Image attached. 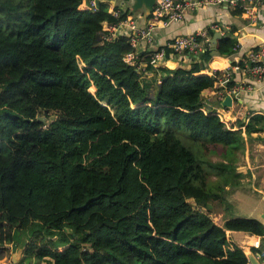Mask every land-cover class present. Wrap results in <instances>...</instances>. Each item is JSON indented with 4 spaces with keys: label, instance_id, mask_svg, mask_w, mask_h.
<instances>
[{
    "label": "trees",
    "instance_id": "1",
    "mask_svg": "<svg viewBox=\"0 0 264 264\" xmlns=\"http://www.w3.org/2000/svg\"><path fill=\"white\" fill-rule=\"evenodd\" d=\"M86 1L0 0V257L24 242L46 264H250L227 230L263 222L212 215L237 183L244 121L204 95L224 71L202 72L237 36L199 38L189 67L154 65L134 30H108L130 0Z\"/></svg>",
    "mask_w": 264,
    "mask_h": 264
},
{
    "label": "crops",
    "instance_id": "2",
    "mask_svg": "<svg viewBox=\"0 0 264 264\" xmlns=\"http://www.w3.org/2000/svg\"><path fill=\"white\" fill-rule=\"evenodd\" d=\"M238 1L244 2L245 9L240 7L239 2L235 5L227 1L206 4L189 10L181 20H174L167 24L158 21L145 37L139 39L138 49L140 51L157 50L174 41L177 36L197 33L212 25H215L214 33L237 36L236 41L240 43L239 51L231 55L214 54L209 61V67L202 71L211 74L219 69L230 73V79L234 81L230 88H237L232 94L231 105L223 106L222 101L219 102L217 88L205 91L204 95L213 107L223 111L226 118L244 121L241 129L242 146L236 161L237 183L226 186L227 195H232L236 200L246 196L248 199L245 204H247L250 189L257 196L256 199L251 200L253 205L249 207L250 213L264 224L262 217L264 212V80L248 72L244 68L245 65L234 68L236 62L244 58L249 51L264 46V3ZM132 15L137 17L139 27L148 28L151 18H148L143 8L134 10ZM212 36L210 35V43ZM198 54L188 51L172 53L163 58L161 64L170 68L189 67ZM220 84L221 81H218L216 87ZM216 212L219 213L216 221L223 224L227 215L217 210ZM227 234L233 242L243 248L247 255L251 253L258 264H263L257 254L264 246V235L243 230H227ZM7 260L9 259L6 257L0 258V261Z\"/></svg>",
    "mask_w": 264,
    "mask_h": 264
},
{
    "label": "built area",
    "instance_id": "3",
    "mask_svg": "<svg viewBox=\"0 0 264 264\" xmlns=\"http://www.w3.org/2000/svg\"><path fill=\"white\" fill-rule=\"evenodd\" d=\"M229 1L231 4L238 3V0H156L154 8L152 10L153 17L150 19V24L147 29L139 27L137 22V17L134 15H129L128 17L124 18L123 20L110 24L108 30L111 32L112 35H115L119 32V30L128 27L129 29L134 30L135 34L132 36L131 41L136 44L138 40L142 37H145L151 29L155 27V24L158 21H162L163 23L167 24L174 20H181L184 18V15L187 11L192 9H197L199 6L206 5V4H213V3H223ZM250 1L253 4H263L264 0H244ZM98 0H87L83 5L88 8H96ZM242 3V4H241ZM241 7H244V2L241 1ZM245 8V7H244ZM115 15L119 14V10L114 11ZM215 25L211 26L213 29ZM110 35V37L112 36ZM199 38H206L207 42L210 44V34L208 33L207 29L199 31L197 33H191L184 36H177L174 41L168 44L170 52L169 54L166 53L165 49H158L153 51L150 54V64L156 65L158 62H161L163 58L172 54V53H182L184 51H188L192 54H198L201 51H204L205 46H203L198 40ZM240 43L235 48V52L239 51ZM134 54L130 53L127 56V59H133ZM244 61V68L250 72L252 75L257 76L264 80V46L257 47L254 50L249 51L245 57L243 58ZM238 64L234 66V68H240ZM243 67V66H242ZM140 68L141 64H140ZM231 77L228 71H224V74L219 78V82L221 81L220 86L222 85L224 88L218 92L222 95V98L225 94H230L232 96L233 92L237 90V88L227 87L226 81ZM233 97V96H232ZM258 257L262 260L264 264V246L260 248L258 252ZM1 264H16L12 260L3 261Z\"/></svg>",
    "mask_w": 264,
    "mask_h": 264
},
{
    "label": "rangeland",
    "instance_id": "4",
    "mask_svg": "<svg viewBox=\"0 0 264 264\" xmlns=\"http://www.w3.org/2000/svg\"><path fill=\"white\" fill-rule=\"evenodd\" d=\"M130 3L131 0H130ZM220 85H218L219 87ZM43 116H45L46 118V121H49L53 118H55V114L53 113H50L49 116V119H47V116L45 114H42ZM209 158L210 159H218L217 155L214 154V153H210L209 154ZM237 173V172H236ZM234 175L235 173H224L222 174L219 178L220 180H225L226 178H234ZM238 173L235 175L236 178L237 177ZM212 177H214L212 175ZM218 178V176H217ZM234 181V179L232 180V182ZM249 188V187H248ZM243 189V188H242ZM228 196V195H227ZM256 195L253 194V192L249 189V201L246 203V199H248V197L246 196H243L242 199L240 200H236L235 198H233V196H228L227 198V201L223 204V205H220V206H217V211L220 212V213H224L225 215L227 216H252L250 213L251 210L249 207H251L253 205V203L251 202L252 199H256ZM249 208V209H248ZM216 209L212 212V215L217 219L219 218V213L215 215V211ZM254 217V216H252ZM20 234L22 235L23 234V231L22 230H19L17 232V234ZM239 235V234H238ZM15 245V244H14ZM13 243L12 244H9V248L7 250L4 251V256L2 255L0 258H7L9 260H11V257L14 253V251L16 250V248L14 247ZM18 248H22L23 250H21L20 254H19V261L17 264H46L45 261H38L37 259H35L34 257H28L23 251H24V242L20 243V244H17ZM3 263V261H0V264Z\"/></svg>",
    "mask_w": 264,
    "mask_h": 264
},
{
    "label": "water",
    "instance_id": "5",
    "mask_svg": "<svg viewBox=\"0 0 264 264\" xmlns=\"http://www.w3.org/2000/svg\"><path fill=\"white\" fill-rule=\"evenodd\" d=\"M131 6L134 10L143 8L144 12L146 15L150 14L154 8V5L156 3V0H132L131 1ZM221 34L219 32H216L213 34L212 38H211V47H215V44L217 42V38L220 36ZM201 55V53L199 54ZM232 103V96L230 94H227L224 99H222V105L223 106H229ZM38 119L44 120L46 121L45 116L43 115H38L37 117ZM264 197V196H263ZM262 217L264 218V212L262 213ZM66 230H68V228L66 227ZM21 250H23L22 248H18V246L16 247V250L14 251L11 260L13 262L18 263L19 261V254L21 252ZM248 258L250 260V264H258V262L256 261L254 255H252L251 253H248Z\"/></svg>",
    "mask_w": 264,
    "mask_h": 264
}]
</instances>
